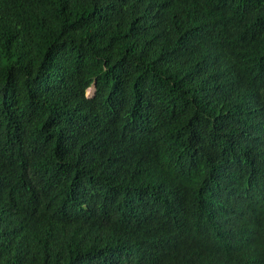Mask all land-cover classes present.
<instances>
[{
  "label": "trees",
  "instance_id": "1",
  "mask_svg": "<svg viewBox=\"0 0 264 264\" xmlns=\"http://www.w3.org/2000/svg\"><path fill=\"white\" fill-rule=\"evenodd\" d=\"M0 264H264V0H0Z\"/></svg>",
  "mask_w": 264,
  "mask_h": 264
},
{
  "label": "rangeland",
  "instance_id": "2",
  "mask_svg": "<svg viewBox=\"0 0 264 264\" xmlns=\"http://www.w3.org/2000/svg\"><path fill=\"white\" fill-rule=\"evenodd\" d=\"M89 92L91 93V92H92V90L90 89V90H89Z\"/></svg>",
  "mask_w": 264,
  "mask_h": 264
}]
</instances>
